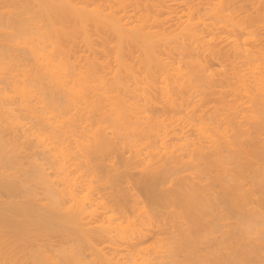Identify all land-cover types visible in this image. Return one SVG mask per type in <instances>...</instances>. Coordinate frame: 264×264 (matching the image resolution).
Wrapping results in <instances>:
<instances>
[{
    "label": "bare ground",
    "instance_id": "6f19581e",
    "mask_svg": "<svg viewBox=\"0 0 264 264\" xmlns=\"http://www.w3.org/2000/svg\"><path fill=\"white\" fill-rule=\"evenodd\" d=\"M0 264H264V0H0Z\"/></svg>",
    "mask_w": 264,
    "mask_h": 264
},
{
    "label": "rangeland",
    "instance_id": "374dc122",
    "mask_svg": "<svg viewBox=\"0 0 264 264\" xmlns=\"http://www.w3.org/2000/svg\"><path fill=\"white\" fill-rule=\"evenodd\" d=\"M117 156H118V154H117ZM117 156H116V157H117ZM119 156L121 157V155H119ZM258 157H259V156H258ZM117 158H119V157H117ZM117 158H116V159H117ZM116 159H115V160H116ZM120 159H121V158H120ZM120 159H117V160H120ZM257 159L260 160V161L262 160L260 157L257 158ZM117 162H118V161H117ZM117 162H115V163L118 165L120 161H119L118 163H117ZM105 169H107V168H105ZM182 169H184V168H182ZM182 169H180V171L182 172V174H183V173L185 174L187 171H186L185 169H184V170H182ZM180 171L178 170V172H180ZM183 171H184V172H183ZM185 171H186V172H185ZM178 172L176 173L177 175H175V176H177V178H179V177H178V174H179ZM181 172H180V173H181ZM140 174H142V175L144 174V176H146V175H145L146 173H140ZM140 174L138 173V176H137V174H136V177H135V178L139 177ZM179 176L181 177V174H180ZM140 177L143 178V179L145 178V177H142V176H140ZM140 177H139V178H140ZM141 178L136 180V181L141 180V181L136 182L137 184L139 183V185H136V183H135V186H134V183H132V186H134V188H135V189H134V188H132V189L135 190L134 192H138V193H139L140 198L143 196V197H142L143 202L148 201V204H149V201H150V200H147V199H149V198L146 197L147 194L144 192L145 190H144V188L142 187L143 179H141ZM186 179H188V178H186ZM140 183H141V185H140ZM167 183H169V182H167ZM167 183H166L165 185H168ZM160 185H161L162 187H161V188L159 187L160 189L158 188V190L162 191V190L165 189V192H166V189H167V191H168V189L172 187V185H171V187H168V188H167V187L164 185V183H162V184H160ZM160 185H159V186H160ZM254 185H255V184H254ZM136 186H137V188H136ZM140 186H141V187H140ZM250 186H251V188H252V187H253V188H254V187H258L257 185H255V186L250 185ZM175 187H176V186H175ZM140 188H141V189H140ZM162 188H163V189H162ZM132 189H131V190H132ZM161 189H162V190H161ZM254 189H255V188H254ZM133 190H132V191H133ZM141 190H142V192H141ZM255 190H258V188H256ZM160 191H159V192H160ZM165 192H163V193H165ZM140 193H141V194H140ZM166 193H167V192H166ZM144 197H145V198H144ZM146 198H147V199H146ZM144 200H145V201H144ZM145 203H146V202H145Z\"/></svg>",
    "mask_w": 264,
    "mask_h": 264
}]
</instances>
